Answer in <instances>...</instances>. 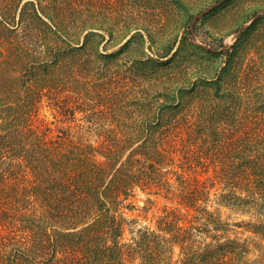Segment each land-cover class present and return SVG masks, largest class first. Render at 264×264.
Listing matches in <instances>:
<instances>
[{
    "label": "trees",
    "instance_id": "obj_1",
    "mask_svg": "<svg viewBox=\"0 0 264 264\" xmlns=\"http://www.w3.org/2000/svg\"><path fill=\"white\" fill-rule=\"evenodd\" d=\"M181 1L161 0L160 7L185 4ZM158 3L0 0V264H264L253 263L250 249L237 239L195 249V231L210 229L183 225L176 209L162 220L163 235L146 231L127 240L121 208L136 188L177 195L183 208L197 206L221 231L214 214L198 206L183 176H178V193L163 172L177 153L167 139L181 125L178 114L170 113L178 106L155 124L156 116L147 110L134 126H122L119 119L96 127V144L74 134L75 129L85 132L81 124L54 135L48 124L37 123L45 97L67 119H76L78 111L88 121L96 114L118 119L121 110L102 108L109 94L94 80L103 77L100 67L107 62L92 60L94 49L121 44L131 35L122 52L142 38L137 15L156 11ZM173 49L165 50L166 58ZM64 91L77 100L64 99ZM92 100L99 110L91 107ZM169 113L171 124L163 125ZM254 232L264 239V222Z\"/></svg>",
    "mask_w": 264,
    "mask_h": 264
},
{
    "label": "rangeland",
    "instance_id": "obj_2",
    "mask_svg": "<svg viewBox=\"0 0 264 264\" xmlns=\"http://www.w3.org/2000/svg\"><path fill=\"white\" fill-rule=\"evenodd\" d=\"M157 1L156 11L137 15L142 38H135L122 52L131 35L121 44L94 49L92 60L107 62L100 67L103 77L94 80L103 94H109L102 108L110 113L121 110L119 118L96 114L88 121L78 111L76 119H67L58 113L54 100L45 97L37 123L48 124L54 135L81 124L86 133L75 129L74 134L96 144V127H109L119 119L122 126H134L143 118L140 112L147 110L156 116L151 119L155 124L157 117L178 106L170 113L178 114L181 125L173 123L177 127L167 139L177 153L163 172L178 193V176H183L198 206L214 214L221 231L202 218L197 206L183 208L177 195L136 188L121 208L127 240L146 231L163 235L162 220L176 209L183 225L210 229L195 231V249L237 239L250 249L253 263L264 261V239L254 232L264 222V0H227L194 28V18L222 0H182L183 6L165 3L166 9ZM171 47L166 58L165 50ZM62 97L77 100L67 91ZM88 102L97 108L93 100ZM170 113L163 125L171 124ZM88 126L93 127L90 133ZM166 148L172 149L169 144Z\"/></svg>",
    "mask_w": 264,
    "mask_h": 264
},
{
    "label": "water",
    "instance_id": "obj_3",
    "mask_svg": "<svg viewBox=\"0 0 264 264\" xmlns=\"http://www.w3.org/2000/svg\"><path fill=\"white\" fill-rule=\"evenodd\" d=\"M226 1H227V0H222L221 2L217 3L216 5H214V6L210 7V8H208V9L204 10L203 12H201L200 14H198V15L194 18V20H193V22H192V28H194L195 24L200 20V18L206 16L209 12H211L213 9L217 8V7L220 6L223 2H226ZM245 29H246V27H243V28H241L240 30H245Z\"/></svg>",
    "mask_w": 264,
    "mask_h": 264
}]
</instances>
